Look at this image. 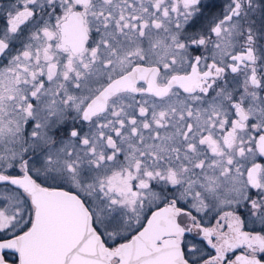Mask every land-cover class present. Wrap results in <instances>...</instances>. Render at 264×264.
I'll return each mask as SVG.
<instances>
[{
  "label": "snow or ice",
  "instance_id": "snow-or-ice-1",
  "mask_svg": "<svg viewBox=\"0 0 264 264\" xmlns=\"http://www.w3.org/2000/svg\"><path fill=\"white\" fill-rule=\"evenodd\" d=\"M0 264H264V0H0Z\"/></svg>",
  "mask_w": 264,
  "mask_h": 264
}]
</instances>
